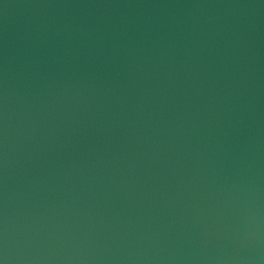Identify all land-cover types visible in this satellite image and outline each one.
<instances>
[{"label":"water","instance_id":"obj_1","mask_svg":"<svg viewBox=\"0 0 264 264\" xmlns=\"http://www.w3.org/2000/svg\"><path fill=\"white\" fill-rule=\"evenodd\" d=\"M0 264H264V0H0Z\"/></svg>","mask_w":264,"mask_h":264}]
</instances>
